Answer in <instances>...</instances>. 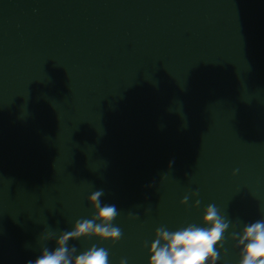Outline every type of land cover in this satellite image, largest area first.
Returning <instances> with one entry per match:
<instances>
[{
	"label": "water",
	"instance_id": "water-1",
	"mask_svg": "<svg viewBox=\"0 0 264 264\" xmlns=\"http://www.w3.org/2000/svg\"><path fill=\"white\" fill-rule=\"evenodd\" d=\"M101 189L123 236L77 254L148 264L158 227L215 204L239 264L232 232L264 219V0H0V264L54 250Z\"/></svg>",
	"mask_w": 264,
	"mask_h": 264
},
{
	"label": "clouds",
	"instance_id": "clouds-1",
	"mask_svg": "<svg viewBox=\"0 0 264 264\" xmlns=\"http://www.w3.org/2000/svg\"><path fill=\"white\" fill-rule=\"evenodd\" d=\"M237 171L234 170L233 175ZM103 195L101 189L88 197L94 211L91 218L76 220L72 230L60 232L58 237L55 232H45L42 240L55 238V249L43 247L41 255L34 261H27V264H109V252L103 247L93 244L77 254L78 249L74 245L69 246V241L81 238L96 237L113 243L122 238V229L112 224L119 215L118 209L112 204H102ZM191 195L198 196L199 193L192 192ZM188 201L189 196L185 195L180 203L187 204ZM200 203L197 199L193 207ZM133 218H138V215ZM202 223L204 226L188 224L175 231L158 227L148 249V264H217L218 248L223 247L224 234L231 221L221 215L215 204H209L204 209ZM231 238L240 248L239 264H264V219L245 224L241 232L233 231ZM120 264H127L126 259H121Z\"/></svg>",
	"mask_w": 264,
	"mask_h": 264
}]
</instances>
